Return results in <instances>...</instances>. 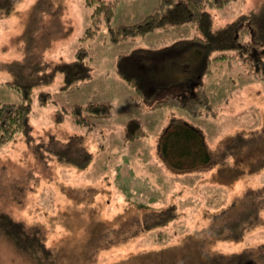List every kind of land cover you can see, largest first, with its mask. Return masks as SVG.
<instances>
[{"label": "rangeland", "instance_id": "obj_1", "mask_svg": "<svg viewBox=\"0 0 264 264\" xmlns=\"http://www.w3.org/2000/svg\"><path fill=\"white\" fill-rule=\"evenodd\" d=\"M262 1L236 0L211 9L215 26ZM158 3L118 0L110 25L137 23ZM89 15L83 0H14L9 11H0V102L21 101L20 94L4 84L13 79L7 65L40 56L46 61L45 71L52 72L55 66L71 61L89 26ZM106 34V26L101 25L86 43L91 58L86 63L92 69L89 79L63 89V77L56 71L51 82L33 88L30 137L16 133L0 146V211L25 226L38 227L46 245L58 249V264H196L192 259L199 258L201 245L225 256L245 246L258 249L264 245V224L246 231L239 242L212 241L210 233L203 232L212 215L234 197L264 184V169L256 175L241 174L239 168L245 161L230 157L226 166L176 171L158 156L155 143L128 139L122 131L126 121L136 117L153 136L167 122L168 113L161 109L145 114L127 105L131 89L114 73L116 57L135 48L165 47L191 37L194 31L188 27L158 30L117 44L108 43ZM228 61H214L213 73L203 78L217 116L191 120L214 149L237 132L259 128L264 116V82L252 76L249 63L228 65ZM180 91L169 87L161 94ZM38 92L49 93L45 104L37 102ZM90 101L111 102V116L91 117L86 125L76 123L72 107ZM71 135L79 136L91 153L83 168L47 155V145L36 147L41 140L51 143L52 138L64 144ZM170 206H174V219L145 229V215ZM260 215L264 223V211ZM127 232L134 234L125 237ZM189 252L193 255L187 257ZM0 264H26L1 236Z\"/></svg>", "mask_w": 264, "mask_h": 264}, {"label": "trees", "instance_id": "obj_2", "mask_svg": "<svg viewBox=\"0 0 264 264\" xmlns=\"http://www.w3.org/2000/svg\"><path fill=\"white\" fill-rule=\"evenodd\" d=\"M90 9L89 26L79 38V44L69 62L55 66L52 72L45 71L46 61L40 56H27L7 67L13 74L4 84L14 88L21 96L19 103L0 102V146L10 141L16 133L29 135V115L32 111L31 92L54 77L56 71L63 77V89L91 77V59L86 43L98 33L101 25L107 28V42L117 44L133 40L158 30L188 27L194 35L174 41L161 48H135L120 54L115 59L114 73L131 91L127 95L131 107L142 109L145 114L161 109L167 111V122L149 135L140 118H130L122 131L128 139H142L155 143L158 156L176 171H200L206 167L226 166L228 158H243L241 174L256 175L264 169V116L259 128L246 133L237 132L214 149L205 140L201 127L191 120L214 118L218 110L213 105L203 78L213 73L214 61L231 59L252 65L251 74L264 82V0L256 7L239 14L234 20L215 26L211 9H221L236 0H159L153 12L141 21L111 27L110 23L118 0H83ZM14 0H0V11L7 12ZM196 29V30H194ZM89 57V58H88ZM34 60V61H33ZM229 61L227 62L230 65ZM169 87H178L180 92L162 95ZM47 92H38L37 102L45 104ZM71 114L79 124H88L91 117L109 118L113 112L111 102H88L74 105ZM176 109L187 116L176 113ZM190 118V120L187 119ZM154 140V141H153ZM59 142L39 141L36 147L46 145L47 155L60 161L83 168L91 160L81 138L71 135ZM36 148V150H37ZM240 174V175H241ZM239 175V173L237 174ZM231 177V175H230ZM230 204L214 213L203 229L211 240L239 242L255 226H261L260 212L264 211V184L245 189L233 198ZM174 206L144 216L145 229L165 225L174 219ZM145 221V222H144ZM134 233L125 234L129 237ZM0 236L11 246L13 253L26 264H58V249L46 245L44 234L36 226H25L9 213L0 211ZM199 246V258L192 262L201 264H256L264 262V245L258 249L245 246L242 251L213 254ZM192 256L191 252L187 253ZM193 262V263H194Z\"/></svg>", "mask_w": 264, "mask_h": 264}, {"label": "crops", "instance_id": "obj_3", "mask_svg": "<svg viewBox=\"0 0 264 264\" xmlns=\"http://www.w3.org/2000/svg\"><path fill=\"white\" fill-rule=\"evenodd\" d=\"M129 88H130V87H129ZM127 91H128V93H130V91H131V90H129V89H128ZM127 95H128V94H127ZM127 105H129V103H128V102H127ZM129 106H130V105H129Z\"/></svg>", "mask_w": 264, "mask_h": 264}]
</instances>
